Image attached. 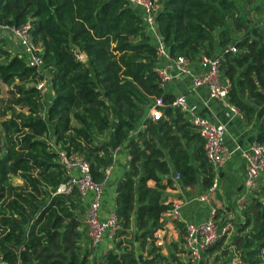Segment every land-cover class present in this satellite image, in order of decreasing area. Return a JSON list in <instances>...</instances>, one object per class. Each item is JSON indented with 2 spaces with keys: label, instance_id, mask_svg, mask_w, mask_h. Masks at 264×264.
<instances>
[{
  "label": "trees",
  "instance_id": "1",
  "mask_svg": "<svg viewBox=\"0 0 264 264\" xmlns=\"http://www.w3.org/2000/svg\"><path fill=\"white\" fill-rule=\"evenodd\" d=\"M152 1L154 27L171 56L195 60L234 43L237 50L225 51L220 64L230 84L227 98L252 120L264 106V19L247 21L241 0ZM0 22L29 23L53 91L45 109L37 87L42 73L0 36V83L7 85L6 96L0 93V264H174L169 255L178 253L184 238L170 242L167 254L153 235L172 207L166 198L172 170L184 184L196 183L200 173L205 188L214 172L196 126L169 104L173 95L160 83L161 58L142 10L129 0H0ZM240 29L245 33L234 42ZM158 96L165 103L162 114L147 116ZM114 117L115 141L126 148L128 167L115 186L112 245L97 254L85 220L86 197L76 187L55 192L67 175L51 141L82 155L92 179L103 182L114 154L103 134ZM255 138L264 142V112ZM242 211L234 232L220 235L198 264H208L213 251L219 264L234 258L237 264H264V181ZM134 237L140 246L148 244L142 263Z\"/></svg>",
  "mask_w": 264,
  "mask_h": 264
},
{
  "label": "built area",
  "instance_id": "2",
  "mask_svg": "<svg viewBox=\"0 0 264 264\" xmlns=\"http://www.w3.org/2000/svg\"><path fill=\"white\" fill-rule=\"evenodd\" d=\"M134 6H139L146 21L147 29L153 34L157 53L160 58H168L171 67L177 73L187 74L193 86H205L210 97L220 99L230 106L235 112L241 114V111L228 101L229 80L222 73L220 64L225 51H236V46L225 45L218 54L202 53L199 56V68L192 66L191 60L185 55L171 56L164 44L161 36L156 31L153 22V11L156 7L152 0H129ZM29 23L19 25L0 22V36L6 40V46L16 51L20 56L23 55L28 64L35 67L36 71L42 73V78L37 82V87L43 91L45 84L49 82V75L45 73L43 60L41 57V47L32 41L29 34ZM13 41L17 42V48L11 46ZM15 45V44H14ZM161 85L171 77V71L168 67L159 64L157 66ZM170 105L180 108L187 115V118L196 126V130L203 139V147L206 156L212 166L214 177L211 184L203 192L197 195V198L209 204V215L199 222H186L184 231V245L188 251L191 260L198 264L202 258V252L213 242L224 234L232 224L230 222H221L217 215V208L212 205L213 195L218 186V179L215 171L231 154V151L223 143V136L226 127L221 121L211 120L194 111V106L187 101L185 93H179L173 96L169 102ZM165 105L162 97L158 96L149 105V115L152 118H158L162 114L159 106ZM53 148L57 152V160L62 164L67 175L65 181L60 182L55 192H69L74 187L84 196L91 190L87 200L86 223L91 245L96 248L102 241L104 235L111 240L114 231L118 226L114 207L108 210L104 218H100L98 213L101 205V194L103 182H96L92 179L89 171L88 161L76 152H67L64 148L51 141ZM245 157V178L243 181V190L240 195V202H245L250 192L255 188L264 176V142L255 140L249 149L243 152ZM108 170V169H107ZM108 173V172H107ZM263 180V179H262ZM181 203L174 202L167 211L174 218L179 217Z\"/></svg>",
  "mask_w": 264,
  "mask_h": 264
},
{
  "label": "crops",
  "instance_id": "3",
  "mask_svg": "<svg viewBox=\"0 0 264 264\" xmlns=\"http://www.w3.org/2000/svg\"><path fill=\"white\" fill-rule=\"evenodd\" d=\"M248 4H251V7H256L258 9L257 12H259V14L256 16H264V0H241L238 4L239 12L247 21L248 16H246L245 13ZM244 33V29L234 31L232 40L235 42L243 36ZM13 43L15 45L11 43V46L16 49L18 44L15 41H13ZM232 44L234 43L230 42L227 45ZM223 47L216 46L215 50L212 51V54L220 53ZM159 63L168 67L172 74V77L162 84V88L165 92L171 93L173 96L179 93H185L187 95L188 103L194 106V111L196 113L214 121H221L226 127L223 136V143L228 150L231 151V154L215 171L218 179V186L213 195L212 205L216 206L219 217H221L222 220H229L233 226L235 221H240L244 217L242 207L245 202H240L246 169V160L243 152L249 149L251 144L256 140L255 135L257 124L264 112V106L258 107L252 120H247L242 113H235L225 102L210 97L205 86H193L190 77L187 74L177 73L171 67L168 58H161ZM191 63L194 68H199V58L191 60ZM0 85L5 89L7 88L5 83L1 82ZM42 94L46 109L53 97V91L49 82L45 84ZM146 114L147 116H150L149 107L146 108ZM184 115L187 117L185 113ZM115 121L114 117L107 131V139L108 142L111 143L110 146L113 148L114 154L113 162L108 167L107 178L103 184L101 205L98 213L100 218H104L107 215L108 210L114 207L116 183L123 171L128 167L126 148L124 145H117L115 141ZM48 137L52 139L51 129L48 133ZM173 177H175L174 185L166 188V198L173 203H181L180 213L177 218L170 216L168 212H165L162 215L163 225L156 230L160 239L158 238V241L155 240L156 243L160 245H163L162 243L165 241H178L184 236V230L177 224V222H182L185 227L186 222H199L209 215V204H206L197 198L199 193L206 190L203 185L202 175L199 173L196 183L193 184H184L177 175ZM262 179L261 181H264V176ZM13 181L20 182V179L13 177ZM149 183H152V181H149ZM90 193L91 190L87 192L86 202ZM134 241L136 253L138 254L139 251L141 252V246L136 237H134ZM111 245L112 241L104 235L102 241L96 248L97 254H102ZM147 247L148 244H145L146 250ZM162 252L164 253L163 248Z\"/></svg>",
  "mask_w": 264,
  "mask_h": 264
},
{
  "label": "rangeland",
  "instance_id": "4",
  "mask_svg": "<svg viewBox=\"0 0 264 264\" xmlns=\"http://www.w3.org/2000/svg\"><path fill=\"white\" fill-rule=\"evenodd\" d=\"M257 8L256 7H251V4H248L247 5V7H246V16H248V21L251 23V24H254V23H261L262 24V22H263V17H260V15H258V16H256L257 14H259V12H257ZM1 84V83H0ZM0 88H1V96H6V89L4 88V87H2V85H0ZM108 129H109V127H108ZM108 129L105 131V133L103 134V139L105 140V141H107V143L109 144V145H111V143L110 142H108V139H107V135H108V133H107V131H108ZM223 221H225V222H229V220H223ZM234 230H235V226H233V227H230L229 228V230H227L225 233H226V235H231L233 232H234ZM228 233V234H227ZM153 235L155 236L154 237V240H159L160 238L158 237V235H157V233H156V230L153 232ZM159 238V239H158ZM226 240H228V239H226ZM164 242V241H163ZM169 243L170 242H164V243H162L163 245H162V248H163V251H164V253H167L168 254V251H167V246L169 245ZM148 248V247H147ZM141 252L139 251V260H140V262H141V260H142V257H145L146 255H147V250H146V248H145V246H141ZM178 250L180 251H183V252H179L178 251V253H176L175 254V256H173V257H175L174 259H173V257L171 256V255H169V260L170 261H172L174 264H177V260H182L183 262H184V264H187V262L186 261H190V256L188 255V251H187V249L185 248V246H184V244L182 243V242H180L179 241V245H178ZM175 251V250H174ZM177 252V251H176ZM176 258H178V259H176ZM180 258V259H179ZM207 263L208 264H211V263H213V262H215L216 264H219V262H221L222 260H221V258L219 259V260H215V251H213L210 255H209V258L207 259ZM237 259L236 258H234L233 259V261H231V263L230 264H237ZM142 263V262H141Z\"/></svg>",
  "mask_w": 264,
  "mask_h": 264
},
{
  "label": "water",
  "instance_id": "5",
  "mask_svg": "<svg viewBox=\"0 0 264 264\" xmlns=\"http://www.w3.org/2000/svg\"><path fill=\"white\" fill-rule=\"evenodd\" d=\"M77 54H78L79 57L83 56L81 52H77ZM172 174H173V176H176V171L172 170Z\"/></svg>",
  "mask_w": 264,
  "mask_h": 264
}]
</instances>
